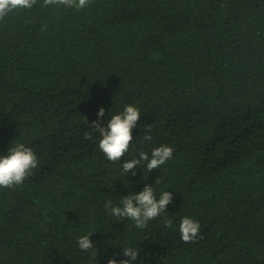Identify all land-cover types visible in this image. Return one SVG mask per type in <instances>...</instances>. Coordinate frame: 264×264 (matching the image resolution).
Segmentation results:
<instances>
[{"label":"trees","instance_id":"1","mask_svg":"<svg viewBox=\"0 0 264 264\" xmlns=\"http://www.w3.org/2000/svg\"><path fill=\"white\" fill-rule=\"evenodd\" d=\"M41 4L0 22V156L23 143L38 157L0 188V264H119L137 247L133 264H264V0ZM126 105L141 116L121 164L174 149L151 173L144 161L123 173L98 134L84 139L101 107L103 125ZM145 185L172 192L171 228L104 207ZM184 217L200 224L195 243Z\"/></svg>","mask_w":264,"mask_h":264},{"label":"clouds","instance_id":"2","mask_svg":"<svg viewBox=\"0 0 264 264\" xmlns=\"http://www.w3.org/2000/svg\"><path fill=\"white\" fill-rule=\"evenodd\" d=\"M37 3L38 0H0V22H3L10 14L32 9ZM90 4L91 0H42L41 7L64 6L69 9L82 10L89 7ZM104 115L105 110L101 107L97 112V121H93L89 126L90 131L84 133V139L91 140L94 134H98L100 136L99 150L109 162L120 164L123 173L136 175L135 170L142 161L147 162V171L151 173L173 157L174 149L161 145L152 150L151 158L147 153L140 151L138 158L125 160L121 164V160L129 153L133 142V129L137 127L141 113L137 107L126 105L121 113L113 115L106 124L102 125L100 118ZM152 127L153 125L144 126L143 140L152 139ZM37 166L38 157L30 147H26L23 143H17L16 146L10 147L7 155L0 156V188L14 189L22 185ZM173 200L172 192L167 191L157 199L153 187L145 185L138 194L129 193L124 196L122 207L113 206L111 200L106 201L104 207L110 209L111 215L114 217L133 221L138 229L146 228L149 221L158 217H163L164 226L171 228L173 221L164 217V214ZM179 234L183 242L195 243L200 238V224L194 219L184 217L179 224ZM89 237L85 235L79 238L78 246L81 250L93 249L94 244ZM139 252L138 247L123 248L122 255L127 259L120 260L119 264H133L137 260ZM108 264H118V262L116 258H112L109 259Z\"/></svg>","mask_w":264,"mask_h":264}]
</instances>
